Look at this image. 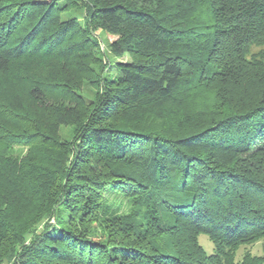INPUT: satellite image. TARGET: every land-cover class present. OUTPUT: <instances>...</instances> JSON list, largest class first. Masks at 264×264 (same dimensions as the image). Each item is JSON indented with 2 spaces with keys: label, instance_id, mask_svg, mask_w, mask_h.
Wrapping results in <instances>:
<instances>
[{
  "label": "trees",
  "instance_id": "1",
  "mask_svg": "<svg viewBox=\"0 0 264 264\" xmlns=\"http://www.w3.org/2000/svg\"><path fill=\"white\" fill-rule=\"evenodd\" d=\"M263 47L264 0H0V264H234L264 237Z\"/></svg>",
  "mask_w": 264,
  "mask_h": 264
},
{
  "label": "rangeland",
  "instance_id": "2",
  "mask_svg": "<svg viewBox=\"0 0 264 264\" xmlns=\"http://www.w3.org/2000/svg\"><path fill=\"white\" fill-rule=\"evenodd\" d=\"M62 11H63V17L64 19H77L80 20V22L83 24H85V19H84V10L79 7L76 6L74 4H65L62 3ZM84 19V20H83ZM90 29V28H89ZM91 32H93L94 36L99 40V44H100V48L104 49L106 47L105 42L107 41H111V40H115L114 36H111L109 34H106L103 31L97 30V29H90ZM264 48V47H263ZM58 57H51V59H48V61H42L38 58H34L31 59L29 61H22L20 63H17V65L15 66H32V68H35L43 71V70H47V66H57V64H60V61L57 59ZM129 60V55L122 57L120 59V61H127ZM93 67L97 66V64H93ZM97 68V67H96ZM98 70V69H97ZM87 91L84 92V94L86 95L87 99H93L96 95L95 92H97V88L94 89L93 87H88L86 88ZM190 102V101H189ZM68 130V129H67ZM64 133H68L70 134L68 131H65ZM109 191H107L106 196L110 197V199H112L114 197L113 194H108ZM211 239L209 237H207L206 235H202L200 237V242L201 245L205 248V250L207 251V253L211 254L214 252V246L213 243H211ZM235 258H234V264H240L244 255L246 254H252V256H264V237L255 240L254 242H248L246 244H242L238 247L236 253H235Z\"/></svg>",
  "mask_w": 264,
  "mask_h": 264
}]
</instances>
